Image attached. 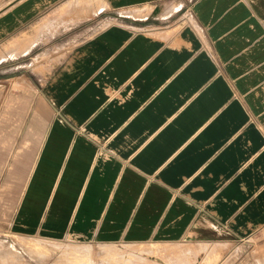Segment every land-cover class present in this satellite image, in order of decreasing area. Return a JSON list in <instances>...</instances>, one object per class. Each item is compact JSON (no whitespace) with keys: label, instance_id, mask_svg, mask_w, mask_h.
<instances>
[{"label":"crops","instance_id":"crops-1","mask_svg":"<svg viewBox=\"0 0 264 264\" xmlns=\"http://www.w3.org/2000/svg\"><path fill=\"white\" fill-rule=\"evenodd\" d=\"M0 229L263 239L264 0H0Z\"/></svg>","mask_w":264,"mask_h":264},{"label":"rangeland","instance_id":"rangeland-1","mask_svg":"<svg viewBox=\"0 0 264 264\" xmlns=\"http://www.w3.org/2000/svg\"><path fill=\"white\" fill-rule=\"evenodd\" d=\"M26 235L0 229V264H264V238L256 237L250 241H208L210 244L198 243L190 235L185 240L192 242L93 244L70 237L52 240L35 236L40 233ZM163 246L194 250L168 256L160 252ZM77 249L88 250L89 257L84 258Z\"/></svg>","mask_w":264,"mask_h":264},{"label":"bare ground","instance_id":"bare-ground-1","mask_svg":"<svg viewBox=\"0 0 264 264\" xmlns=\"http://www.w3.org/2000/svg\"><path fill=\"white\" fill-rule=\"evenodd\" d=\"M173 243V242H172ZM171 244V243H170ZM188 246V245H187ZM166 247V246H165ZM111 248V247H110ZM181 248H183V246L181 247ZM164 250V249H163ZM167 250V249H166ZM187 250V249H186ZM179 251V250H178ZM76 252L77 253H79L80 255H83L84 256V258H88L89 257V255H90V252L88 251V250H76ZM171 252V251H170ZM168 253V252H167ZM75 255V254H74ZM121 256V255H120ZM82 258V257H81ZM83 259V258H82ZM91 263V262H90ZM142 263V262H141ZM138 264V263H137Z\"/></svg>","mask_w":264,"mask_h":264}]
</instances>
